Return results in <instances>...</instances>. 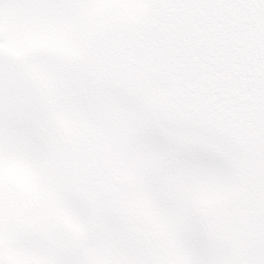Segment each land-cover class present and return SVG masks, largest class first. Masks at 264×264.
<instances>
[{"label": "snow or ice", "instance_id": "1", "mask_svg": "<svg viewBox=\"0 0 264 264\" xmlns=\"http://www.w3.org/2000/svg\"><path fill=\"white\" fill-rule=\"evenodd\" d=\"M0 264H264V0H0Z\"/></svg>", "mask_w": 264, "mask_h": 264}]
</instances>
